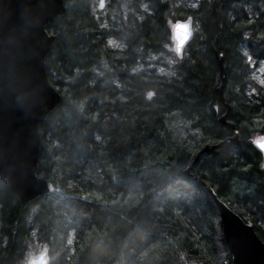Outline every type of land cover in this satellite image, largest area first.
<instances>
[{"label": "trees", "instance_id": "obj_1", "mask_svg": "<svg viewBox=\"0 0 264 264\" xmlns=\"http://www.w3.org/2000/svg\"><path fill=\"white\" fill-rule=\"evenodd\" d=\"M126 1L105 24L97 0H64L46 27L62 100L39 125L38 175L54 189L23 206L0 176V264H26L34 241L51 264H233L213 198L186 174L221 142L191 173L264 241V0ZM189 16L179 59L171 25Z\"/></svg>", "mask_w": 264, "mask_h": 264}, {"label": "water", "instance_id": "obj_2", "mask_svg": "<svg viewBox=\"0 0 264 264\" xmlns=\"http://www.w3.org/2000/svg\"><path fill=\"white\" fill-rule=\"evenodd\" d=\"M66 10L64 0H0V176L8 182L10 191L23 206L54 189L50 181L38 175L39 125L62 100L46 72L45 60L55 39L46 27ZM194 34L193 16L172 23L173 50L179 59L183 58ZM219 66L223 85L218 94L225 102L223 88L227 78L222 59ZM227 108L223 122H226L230 106ZM231 140L238 141V134ZM224 144L205 146L186 174L203 184L213 198L234 264H264V241L253 225L231 210L211 187L191 173L202 153ZM253 144L264 157V135L253 139ZM27 264H51L49 248L44 247L30 255Z\"/></svg>", "mask_w": 264, "mask_h": 264}, {"label": "rangeland", "instance_id": "obj_3", "mask_svg": "<svg viewBox=\"0 0 264 264\" xmlns=\"http://www.w3.org/2000/svg\"><path fill=\"white\" fill-rule=\"evenodd\" d=\"M196 0H192L191 3L195 2ZM113 0H97L95 6H94V11L96 12L97 16L101 17L102 22L105 24H109L113 20L117 18V15L119 13L124 14L127 12V10L130 8L129 4L126 0H116L115 8L111 9L109 8V4H111ZM111 12L110 17H108L109 13ZM173 50V48H172ZM167 61H173L174 58L173 56H166L164 57ZM153 61V60H152ZM153 65V64H152ZM159 71H167V68L165 66L158 67ZM257 77L259 80H262L264 78V63L261 65V67L257 71ZM9 185V184H8ZM44 247V245L34 241L31 244V248L29 249L27 257H29L31 254H36L37 252L41 251V249Z\"/></svg>", "mask_w": 264, "mask_h": 264}]
</instances>
